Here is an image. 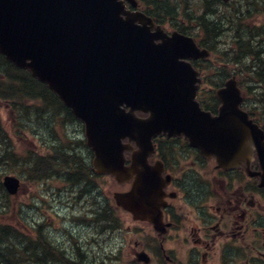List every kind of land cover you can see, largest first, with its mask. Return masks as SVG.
Segmentation results:
<instances>
[{
  "label": "water",
  "instance_id": "obj_1",
  "mask_svg": "<svg viewBox=\"0 0 264 264\" xmlns=\"http://www.w3.org/2000/svg\"><path fill=\"white\" fill-rule=\"evenodd\" d=\"M138 4L0 0V53L47 84L84 122L95 173L120 183L133 179L129 191L115 192L118 205L157 223L160 186L145 165L153 137L184 134L228 168L255 151L264 162V129L241 107L236 76L216 91L218 114L202 109L196 100L201 79L192 60L207 58L210 50L190 35L167 32ZM125 140L137 145L131 165ZM3 185L17 195L21 180L6 175Z\"/></svg>",
  "mask_w": 264,
  "mask_h": 264
},
{
  "label": "rangeland",
  "instance_id": "obj_2",
  "mask_svg": "<svg viewBox=\"0 0 264 264\" xmlns=\"http://www.w3.org/2000/svg\"><path fill=\"white\" fill-rule=\"evenodd\" d=\"M158 1V23L166 31L178 30L202 41L203 32L195 20L203 11L202 0H172L179 9L171 13L162 10L164 3L170 4L171 0ZM214 1L212 7L223 16L237 0ZM252 7L256 9L252 8L250 25L263 33L264 0H253ZM137 8L146 12L142 3ZM235 29H224L211 41L212 49L205 46L212 51L211 56L194 62L207 71L205 77L209 76L201 100L216 109L219 100L215 89L236 75L245 100L242 108L263 125L264 104L258 101L262 92L254 89L257 83L244 79H248V74L242 63L224 60L222 54L235 49ZM0 72L4 76L2 88L9 91L16 80L5 73V65H0ZM49 97L35 99L26 92L15 98L0 96V220L13 227V241L18 248L23 245L20 240H42L43 246L23 257L30 260L25 264H130L124 253L126 213L115 209L112 196L117 183L108 175L93 173L94 153L87 144L84 123L56 95ZM45 157H49L52 166L47 176L40 177L36 168ZM6 175H15L22 181L17 196L5 190L2 181ZM4 261L0 251V264H6ZM148 264L167 262L153 259Z\"/></svg>",
  "mask_w": 264,
  "mask_h": 264
},
{
  "label": "flooded vegetation",
  "instance_id": "obj_3",
  "mask_svg": "<svg viewBox=\"0 0 264 264\" xmlns=\"http://www.w3.org/2000/svg\"><path fill=\"white\" fill-rule=\"evenodd\" d=\"M201 72V106L216 114L220 102L213 110L201 100L209 80L204 76L207 71ZM152 141L145 165L160 186L155 197L161 210L157 223L136 218L118 205L115 192L129 191L133 179L120 183L110 174H101L117 183L112 196L115 209L126 213L124 253L130 264H148L153 259H164L167 264H264V162L258 153L225 168L216 157H206L192 146L184 134L169 137L163 133ZM124 142L129 145L126 165H131L137 145ZM92 171L100 175L94 172L93 162Z\"/></svg>",
  "mask_w": 264,
  "mask_h": 264
},
{
  "label": "trees",
  "instance_id": "obj_4",
  "mask_svg": "<svg viewBox=\"0 0 264 264\" xmlns=\"http://www.w3.org/2000/svg\"><path fill=\"white\" fill-rule=\"evenodd\" d=\"M204 2V8L202 13L195 18L196 26L203 32L202 41L199 42L202 46L213 48V39L220 36L222 31L226 28L234 31V25H237L235 29V49H227L223 54L224 60L231 61L232 63H242L243 68H245L248 79L245 77L246 81L252 80L256 84L254 89L261 90V98L258 99L260 103L264 104V43L262 40L264 34V27H262V32H256L257 28L251 27L250 20L254 16V10H252L253 0H237L234 1L233 6L230 7L227 11L223 12V16L216 9L212 7V4L215 3L214 0H202ZM218 1V0H217ZM140 3L145 7L146 12L154 17L156 22L161 21L160 11H159V1L158 0H140ZM227 4V3H225ZM179 9L178 4L173 5L172 0L169 4L168 1L162 6V10H165L167 13L175 12ZM256 9V8H254ZM189 18H192L191 14H186ZM212 16H215L212 18ZM193 19V18H192ZM249 21L247 24L244 22ZM246 58H249L250 61H246ZM0 65H5V73H7L13 80L15 84H11L9 91L3 90L2 84L4 76L0 72V96L3 98H15L24 92L26 95L32 96V98H50L49 96L55 95L50 88L39 81L33 74L23 68H19L9 62L1 53H0ZM241 80V79H240ZM259 83L260 87H259ZM19 84V85H18ZM53 103H55L53 101ZM71 111V110H70ZM72 113V112H71ZM264 128V123H263ZM45 165V170L40 167ZM36 168V171L40 174V177L47 176V170L52 166L49 157H45L41 160ZM3 193L7 195L2 186ZM12 236V240H11ZM14 230L13 227L4 223L0 220V251L2 257L5 259L6 264H25L30 260L23 259L24 256L30 254L36 249L37 246H43L42 240H26L21 243L23 245L18 248L16 247L14 241ZM36 241V243L34 242ZM47 263L46 261H43Z\"/></svg>",
  "mask_w": 264,
  "mask_h": 264
}]
</instances>
